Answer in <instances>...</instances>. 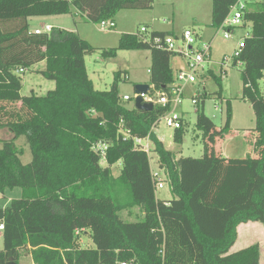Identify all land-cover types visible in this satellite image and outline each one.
Masks as SVG:
<instances>
[{
  "label": "trees",
  "instance_id": "trees-1",
  "mask_svg": "<svg viewBox=\"0 0 264 264\" xmlns=\"http://www.w3.org/2000/svg\"><path fill=\"white\" fill-rule=\"evenodd\" d=\"M154 0H0V130L14 139L0 149V192L16 188L21 198L0 208L4 225L0 264L20 254L34 264H261L258 243L232 252L238 227L249 222L264 224V0H212L211 27L219 31L234 7L243 3V26L251 23L244 37L241 57L242 98L256 114V141L242 159L208 154L196 159L178 157L151 133L159 170L166 175L173 199L156 196V179L147 154L124 140L120 125L133 136L146 137L163 110L148 113L120 103L118 85L128 81L116 72L111 90H96L85 57L94 52L78 33L52 30L30 32L29 21L37 17L72 15L100 25L115 20L124 10H151ZM167 32H152L150 42L138 33H124L117 48L103 51L115 58L118 51H149L150 83L167 91L174 81L170 66L173 53L155 45ZM236 61V62H237ZM235 62V65H236ZM45 63L39 71L55 88L44 97L22 96L20 70ZM213 75V74H212ZM221 87V78H216ZM219 99L221 92L217 93ZM206 93L202 105L207 99ZM128 104L127 102H124ZM227 122L216 131L214 122L199 112L197 128L206 139L222 138L230 130L231 102ZM92 112L96 114L93 115ZM185 126L174 132L181 144ZM29 145L32 160L23 164L15 140ZM205 139V140H206ZM108 145L106 168L93 151L96 143ZM252 147V146H250ZM122 163L115 178L111 167ZM164 181V180H162ZM61 213L55 211V207ZM138 208L141 217L126 222L121 213ZM88 232L94 248L77 245Z\"/></svg>",
  "mask_w": 264,
  "mask_h": 264
},
{
  "label": "rangeland",
  "instance_id": "rangeland-1",
  "mask_svg": "<svg viewBox=\"0 0 264 264\" xmlns=\"http://www.w3.org/2000/svg\"><path fill=\"white\" fill-rule=\"evenodd\" d=\"M212 21V0H154L151 10H124L115 18L116 28L109 32H103L101 25L86 22L81 16L76 19L72 15H62L53 17H37L29 21L30 32L36 30H45L46 26H51L53 32L56 30H66L80 32V37L95 49L92 54L85 57V64L88 75L92 80L94 87L99 91L111 90L114 83L116 72H126L128 81H121L118 85L120 97L128 95L132 100L125 104L120 100L121 104L126 106H134L135 88L140 84H149L151 75L148 73L152 67V58L149 51H118L115 58H104L103 51L111 48H117L119 38L122 33H135L140 31L142 27H146L149 32L153 29L172 30L173 34L178 37L177 46L183 45L182 33L191 29L199 34L202 38H198L199 46L206 42L211 43V59L204 70H200L197 74V82L193 85L186 86V99L180 108L184 114L185 135L181 144L174 141V131L165 128L163 123L159 125L156 136L163 141L166 149L173 151L178 157H190L200 159L206 155V145H209L208 154H220L224 158L242 159L249 154L256 157L253 145L256 141V114L250 102L242 98L243 82L241 78L242 68L234 66L233 68H225L221 66L224 58L230 57L237 48L239 41L243 37L251 34V23L246 26L237 27L231 39H224V30L215 31L210 25ZM122 32V33H121ZM170 65L172 73L175 75L176 69L186 68L182 59L174 56ZM45 68V64L36 65L32 68L19 73L22 78V96H30L35 93L39 97H44L48 91L55 88V83L45 79L40 75L39 71ZM221 78V87L217 84V80L213 77ZM261 89H264V78L260 81ZM221 92L222 98L219 99L217 93ZM206 93L207 99L202 105V99ZM198 96L200 103L198 106L191 104V98ZM231 102L232 116L230 121V130L225 133L222 138L215 136L213 141L206 139L204 132L197 128V120L202 106L205 115L211 119L216 127V131H222L227 122V104ZM14 139L8 129L0 130V149L4 142ZM206 139V140H205ZM15 146L20 151V159L23 164H29L32 160L30 147L25 143L23 138L15 140ZM252 146V147H250ZM220 149H219V148ZM225 154V155H224ZM226 156V157H225ZM151 168L154 172H159L160 177L165 185L163 189L156 191V196L161 201L172 200L173 195L167 182L166 175L159 170L158 158L152 155ZM107 162H101V167L106 168ZM122 163H117L111 167L112 175L117 178L120 175ZM22 190L7 189L4 193L0 192V208H7L11 205V201L21 198ZM57 213H61L59 207H55ZM141 217L138 208L124 211L121 218L126 222H136ZM258 227H264L261 223H252ZM251 227V226H250ZM259 239L258 243L264 251V233L249 230L242 235L241 240L237 241L235 247L240 249L246 248ZM251 242V243H248ZM80 248H94V244L88 233H81L77 241ZM3 249V237L0 232V250ZM241 250V249H240ZM264 260V257H263ZM14 263V261L12 262ZM15 264V263H14ZM18 264H34L32 258L24 252L20 254Z\"/></svg>",
  "mask_w": 264,
  "mask_h": 264
},
{
  "label": "built area",
  "instance_id": "built-area-1",
  "mask_svg": "<svg viewBox=\"0 0 264 264\" xmlns=\"http://www.w3.org/2000/svg\"><path fill=\"white\" fill-rule=\"evenodd\" d=\"M243 3H239L236 7L233 8L231 15L227 18L224 23V39L229 40L234 35V30L237 27L243 26ZM101 30L103 32H109L116 28L115 20L104 21L101 24ZM53 28L51 26H46L45 30H36L34 34L42 35L51 33ZM152 32L146 27H142L138 32L139 38L145 42H150ZM178 37L175 35H166L163 38L155 40V45H158V48L173 53L176 57L182 59L185 63L186 68L183 70L178 69L174 75V81L170 85L167 91H156L154 87L151 86L150 91L147 94H142L143 103L153 104L154 109L158 108L163 110L159 120L153 125L150 134L146 137L133 136L131 131L126 129L123 125H120L119 132L123 136L124 140L133 141L134 148L136 150L142 151L148 155L151 159L152 155L155 154V144L151 138V133L156 135L157 128L161 123L165 128L176 131L182 128L184 124V114L181 113L180 108L183 105V102L186 99V86L193 85L197 82V74L200 70H204L206 65L209 64L211 59V43L206 42L203 45L199 46L198 37L196 33L187 29L182 33V42L183 45L179 48L177 46ZM245 48L244 38L239 41L237 48L233 51L230 57L223 59L221 66L224 71L227 68H233L234 66L243 67L242 62L237 61L242 54L243 49ZM237 61V62H236ZM236 62V65H235ZM24 70H20V73H23ZM150 72V71H149ZM140 95L135 94L133 97L134 101L136 97ZM124 102H129L132 100V97L124 95L122 97ZM200 99L198 96L191 98V104L193 106H198ZM135 104V102H134ZM95 115V112H92ZM158 138V137H157ZM159 141H163L158 138ZM108 150V145L104 143H96L93 146V151L96 154L101 156L102 161L106 162V153ZM157 156V155H156ZM158 158V157H157ZM161 171V170H160ZM154 179H156V191L158 189L164 188V183L162 178L159 175V172H154L152 170ZM4 231V225L0 224V232ZM84 233V232H83ZM80 232H77L79 235ZM122 264H133L132 262H125Z\"/></svg>",
  "mask_w": 264,
  "mask_h": 264
},
{
  "label": "crops",
  "instance_id": "crops-1",
  "mask_svg": "<svg viewBox=\"0 0 264 264\" xmlns=\"http://www.w3.org/2000/svg\"><path fill=\"white\" fill-rule=\"evenodd\" d=\"M117 17V16H116ZM246 26V25H245ZM194 31V30H193ZM216 31V30H215ZM139 31H137V33H138ZM152 32H167V33H171V34H173V31L172 30H158V29H153L152 30ZM195 32V31H194ZM77 33H78V35L79 36H81L80 35V32H79V30H77ZM122 33V32H121ZM136 33V32H135ZM122 34H124V33H122ZM134 34V33H133ZM174 35V34H173ZM196 35H197V37L201 40L202 38L199 36V34H197L196 33ZM244 38V37H243ZM43 64H45V63H41V64H39V65H43ZM171 66V65H170ZM172 68V67H171ZM179 69H181V68H179ZM178 69H176V71H177ZM150 71V70H149ZM148 71V73L150 74V72ZM255 136H256V134H255ZM219 148V147H218ZM220 149V148H219ZM168 150V149H167ZM225 155V154H224ZM226 157V156H225ZM226 159H229V158H227L226 157ZM165 185V184H164ZM252 223H254V222H249V223H247V224H242V225H240L239 227H238V239H237V241H239V240H241V238H242V235H244V234H246L249 230H253V231H258V233L261 231V232H263L264 233V227H258V226H256L255 224H252ZM251 226V227H250ZM86 233H88V232H86ZM89 234V233H88ZM258 241H259V239H257V240H255V242L254 243H252V244H255V243H258ZM237 243V242H236ZM248 243H251V242H248ZM259 244V243H258ZM245 245H251V244H245ZM260 245V244H259ZM234 247H235V245H234ZM240 249H242V248H240ZM240 249H237L236 250V248H232L231 249V251L232 252H235V251H238V250H240ZM260 249H261V264H264V260H263V257H264V251H263V249L261 248V246H260Z\"/></svg>",
  "mask_w": 264,
  "mask_h": 264
},
{
  "label": "water",
  "instance_id": "water-1",
  "mask_svg": "<svg viewBox=\"0 0 264 264\" xmlns=\"http://www.w3.org/2000/svg\"><path fill=\"white\" fill-rule=\"evenodd\" d=\"M150 88L151 87L148 84H140V85L136 86L135 94L140 95V96L136 97V99H135L134 107L137 110L148 112V113L153 111V109H154L153 104L143 103V99L141 97L142 94H147L150 91ZM12 262H13V258H10L8 264H14Z\"/></svg>",
  "mask_w": 264,
  "mask_h": 264
},
{
  "label": "bare ground",
  "instance_id": "bare-ground-1",
  "mask_svg": "<svg viewBox=\"0 0 264 264\" xmlns=\"http://www.w3.org/2000/svg\"><path fill=\"white\" fill-rule=\"evenodd\" d=\"M153 111H154V109H153Z\"/></svg>",
  "mask_w": 264,
  "mask_h": 264
},
{
  "label": "clouds",
  "instance_id": "clouds-1",
  "mask_svg": "<svg viewBox=\"0 0 264 264\" xmlns=\"http://www.w3.org/2000/svg\"><path fill=\"white\" fill-rule=\"evenodd\" d=\"M151 87V86H150Z\"/></svg>",
  "mask_w": 264,
  "mask_h": 264
}]
</instances>
